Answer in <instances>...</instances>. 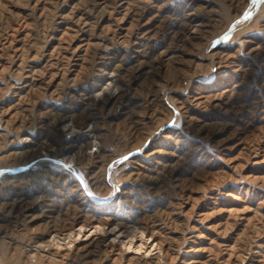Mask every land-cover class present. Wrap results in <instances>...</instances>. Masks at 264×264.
Wrapping results in <instances>:
<instances>
[{
    "label": "rangeland",
    "instance_id": "374dc122",
    "mask_svg": "<svg viewBox=\"0 0 264 264\" xmlns=\"http://www.w3.org/2000/svg\"><path fill=\"white\" fill-rule=\"evenodd\" d=\"M0 264H264V0H0Z\"/></svg>",
    "mask_w": 264,
    "mask_h": 264
},
{
    "label": "snow or ice",
    "instance_id": "6c2138e0",
    "mask_svg": "<svg viewBox=\"0 0 264 264\" xmlns=\"http://www.w3.org/2000/svg\"><path fill=\"white\" fill-rule=\"evenodd\" d=\"M252 2L255 4L257 3V0H252ZM251 17V13L249 12L246 16H245V19H248Z\"/></svg>",
    "mask_w": 264,
    "mask_h": 264
}]
</instances>
